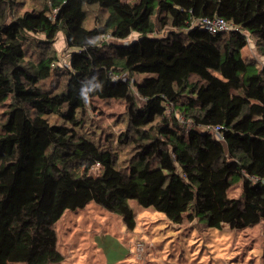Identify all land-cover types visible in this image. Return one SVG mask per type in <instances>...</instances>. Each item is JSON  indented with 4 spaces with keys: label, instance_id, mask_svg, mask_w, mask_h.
Masks as SVG:
<instances>
[{
    "label": "trees",
    "instance_id": "16d2710c",
    "mask_svg": "<svg viewBox=\"0 0 264 264\" xmlns=\"http://www.w3.org/2000/svg\"><path fill=\"white\" fill-rule=\"evenodd\" d=\"M23 1L0 0V264L61 261L55 222L92 201L129 229V198L175 224L245 228L264 218V65L250 72L256 63L241 54L250 36L264 57V0H38L20 11ZM213 15L239 31L192 25ZM59 32L67 77L51 93L40 83L59 69L50 48ZM38 35L45 48L31 60L25 45ZM94 98L126 104L117 137L132 146L126 164L82 131ZM203 124L223 126V138Z\"/></svg>",
    "mask_w": 264,
    "mask_h": 264
},
{
    "label": "rangeland",
    "instance_id": "374dc122",
    "mask_svg": "<svg viewBox=\"0 0 264 264\" xmlns=\"http://www.w3.org/2000/svg\"><path fill=\"white\" fill-rule=\"evenodd\" d=\"M37 3L38 0H24L19 10H30ZM88 12L93 14L94 11L88 7ZM165 32L163 29L158 34ZM137 36L138 33L133 32L127 40ZM39 38L42 36L30 39L25 45L26 56L31 60H36L45 48L38 42ZM50 48L58 55L59 69L40 85L57 93L63 89L67 77L63 65L69 54L61 32ZM241 54L256 63L249 68L250 72L264 65V57L250 36ZM147 75L151 73L133 74V78L141 80ZM126 111L123 100L94 98L92 107L88 106L83 114V133L114 147L121 164H126L132 152L131 145L117 142L120 133L127 131ZM3 114L4 107L0 106V119ZM97 170L93 167L89 172L96 174ZM228 193L232 197L240 195L239 178H231ZM127 201L134 212L132 229L126 226L118 212L109 211L93 201L81 208L65 209L54 224L57 246L64 257L52 264H264V218L245 228L213 227L204 218L175 224L153 206H142L134 198ZM137 244L142 245V251L138 250Z\"/></svg>",
    "mask_w": 264,
    "mask_h": 264
},
{
    "label": "built area",
    "instance_id": "2783aa9c",
    "mask_svg": "<svg viewBox=\"0 0 264 264\" xmlns=\"http://www.w3.org/2000/svg\"><path fill=\"white\" fill-rule=\"evenodd\" d=\"M192 25L198 26L202 29H205L211 34H217V33H221V32L227 33V32L236 31V30L239 31V28L236 25H234L229 20H226L225 18L218 16V15L198 17L192 21ZM244 33L246 35H248L246 32H244ZM104 37H105V39H112L110 35H106ZM115 41H119V39H117ZM248 41H249V36L247 37V42ZM121 42L128 43L129 41L127 39H124V40H121ZM116 77H119V78L124 80V79H126V73H122L120 76L112 75L113 79H116ZM130 82L132 84V80H130ZM177 118L179 119L180 123L183 122V118L180 115H178ZM197 128L200 130L210 132L213 135V137L216 139H222L223 138V135H222L223 126H221V125L203 124V125L197 126ZM97 165L92 166L91 168L96 167ZM137 248L139 251H142V245L141 244H137Z\"/></svg>",
    "mask_w": 264,
    "mask_h": 264
}]
</instances>
